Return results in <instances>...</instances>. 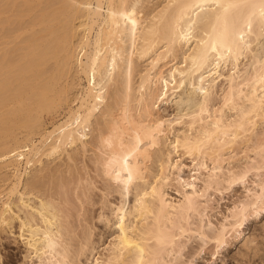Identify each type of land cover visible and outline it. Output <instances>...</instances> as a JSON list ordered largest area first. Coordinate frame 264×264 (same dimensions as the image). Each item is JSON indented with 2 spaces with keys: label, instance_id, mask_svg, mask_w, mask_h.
<instances>
[{
  "label": "bare ground",
  "instance_id": "bare-ground-1",
  "mask_svg": "<svg viewBox=\"0 0 264 264\" xmlns=\"http://www.w3.org/2000/svg\"><path fill=\"white\" fill-rule=\"evenodd\" d=\"M154 1L0 0V242H22L20 264H73L86 254L93 226L74 248L75 200L85 216L95 211L98 176L107 201L95 217L109 226L120 215L122 203L113 209L108 198L123 193L110 180L111 156H121L129 138L138 148L153 144L143 167L150 172L156 161L158 171L137 184L117 178L136 185L129 223L93 264H195L208 244L215 256L245 237L246 222L264 212V129L256 133L264 121V0ZM134 54L149 65L142 69ZM168 107L160 123L173 136L164 149L143 114ZM178 153L207 170L200 191L199 174L185 178ZM252 153V162L223 171ZM63 155L67 162L57 163ZM173 180L178 201L166 191ZM238 185L247 200L211 229V191ZM195 236L203 240L181 261Z\"/></svg>",
  "mask_w": 264,
  "mask_h": 264
},
{
  "label": "rangeland",
  "instance_id": "rangeland-1",
  "mask_svg": "<svg viewBox=\"0 0 264 264\" xmlns=\"http://www.w3.org/2000/svg\"><path fill=\"white\" fill-rule=\"evenodd\" d=\"M152 1H154V0H152ZM134 56H135V54L133 55V59L134 58L137 59ZM137 60H135V61H137ZM137 62L140 66H143L142 69H145L149 65V62L147 63V61H145L146 63L145 62L141 63V61H139V60ZM243 62H246V60H244ZM145 64H147V65H145ZM160 68H162L164 70L163 66ZM241 68H243V65H241ZM225 70L226 71L228 70V66L225 68ZM136 82L139 83V79L137 81H135V84L138 85V83H136ZM84 85H85V83H84ZM136 95H138V93H136L135 96ZM137 97H140V96H136V98ZM215 97L218 99L220 97V95H217ZM132 109L134 111L135 119L137 120L140 116V114H139L140 108H139L138 103H136V104L134 103L132 105ZM166 110H168V111L166 112ZM166 110L163 111L161 109L160 112L156 110L154 112V114L152 116H149L148 118L146 115L143 114V117L145 118V119L143 118L144 119L143 121H146V122L151 123V124H155V126L158 128L159 133H160L159 141L161 142V146L163 145L164 149L171 148V145H169V143H170V139H172V136H173L171 134L172 136H170L171 137L170 138L168 136L167 126L160 123V118L162 116L167 115V114L172 112L171 111L172 109H170V107H168ZM156 115L158 118L155 117ZM263 129H264V121L261 123V126H259L256 133L260 134L261 133L260 131H262ZM258 131H259V133H258ZM165 135H166V137H165ZM164 137H165V139H164ZM125 140H126L125 143L128 146L127 147L124 146L125 150L123 149L121 156H117V155L111 156L112 161L115 162L113 165L116 167L111 169L112 174L110 176L111 177L110 180L113 181V183H115V185H118V186L123 188V190H122L123 193H114L113 195L108 197L115 204V207H113V209H115L117 207V205L122 203V211H121V213H119L120 215L117 216L118 218L117 217L111 218L113 220L111 221V224L109 226H106L104 221H98V219L95 217L97 215V213H99V211H100L99 209L101 207V203L107 201L104 199L103 192L100 190V188L103 186V184L105 182L97 175L98 179H96V180L97 181L99 180L98 183L96 184L97 189L95 187L94 190H92L91 194H90L92 200L95 202V205H97V206L93 205L94 206L93 209L89 208V209H92L93 211L94 210L95 211L92 212L90 210V212H92V213H90V215L88 214L85 216L86 210L84 211L83 209L86 205H84L82 208V204L80 202H78L77 200H75V208L76 209L74 211V218H73L74 223H73V225L75 227L76 234L74 236H72L74 248H78L79 242L76 240H79V237H81V235H82L81 233L86 231V229H88L87 228L88 225L93 226V228L91 227V229H92V233L93 232L94 233L92 236V243H91V245L88 246L86 254L81 256L73 264H93L94 259L97 258L98 255L105 253L104 248L107 246L108 242H110L113 239V237L118 233L120 225L126 224L127 222L129 223V221H128L129 218H128L127 213L129 212L130 207L132 205L131 201H132V198L134 197L136 185L132 184L129 186V184L123 183L121 180H119L117 178L122 177V176H126V175L127 176L131 175L133 177V179L135 180V183L137 184L140 177H142V176L149 177L151 174L154 175V173H157V171H158V165L159 164L156 161L155 162L152 161L153 165H152L150 172L145 170L143 167V165H144L143 162H146L147 160H149L150 157L153 156V144L146 142V141L145 142L142 141L140 143L141 148L140 147L138 148L137 146H135L136 144L134 143V142H136L135 138H129V139H125ZM91 152L92 151L87 152L85 154L86 156L84 155V157H83V163H85V165H87L88 167L90 164L92 165V163H90V159H91V157H93ZM134 153H136V155ZM231 153L230 152L227 153V156H229V154H231ZM178 156H179V153L176 154V156H174V158L177 160L180 157L181 162L184 163V165H186L184 167L185 173H183L184 176L186 175L185 178H187L188 175H193L196 173L199 174L200 178L198 181H196L197 182L196 186L198 187L197 190L200 191L201 187L203 186L202 183L207 179V176H208L207 170L205 168H204V170H203V168H201V170L198 168L196 169L197 166L195 165V161L190 159V157H188V156H187L188 159L182 155L179 157ZM65 157H67V156L63 155L62 158L60 159L61 161L56 160L57 163L67 162L66 161L67 158H65ZM182 157H183L184 161L181 159ZM252 158H255L254 153H252L251 158H249V159L243 157L242 159L237 158V160H235V161L232 160V162L231 161L227 162V163H225V166H223V171L225 169H227L224 171L225 173H227L230 169L239 170L241 167L244 166V164L246 165L248 162L249 163H250V161L252 162ZM241 161H242V163H241ZM208 164H209V168L210 167L212 168V164H210V163H208ZM79 165H81V164H79ZM126 165H128L130 168H128ZM88 169H90V168H88ZM90 174L93 177L96 176V174L93 171H91ZM171 175L173 176V174H171ZM205 175H207V176H205ZM248 179H251V181L257 180L254 176H252V174L249 175ZM173 181H172V184L170 183V185L166 187V191H167V194L169 193L168 198H170L171 200H174V201H176V200L178 201L180 199V195L178 194L179 192L176 191L178 184L176 183L177 184L176 185L175 184L176 181L175 180H173ZM251 181L248 182L249 184H251V186L248 185V183L245 184V186H247V187L249 186L248 188H253L254 185H252ZM147 184H148V181L143 185H147ZM128 186H129V188H128ZM179 186H180V184H179ZM242 187L243 186L240 187L238 185V186L234 187V189L232 188L231 190L224 192V195H222L220 193H215L213 190L211 191L212 196H211L210 200L211 199L212 200L211 201L209 200V202H211L210 203L211 208L209 211L212 212V213L209 212L211 223H209V221L207 220V222H208L207 225L210 226L211 229H216L218 226H220L221 222L225 221L226 217H230L232 208L235 207L234 205H237L242 200H247V198L245 197L247 195L246 194L247 190L244 187H243L244 188L243 189ZM221 197H222V199H221ZM202 200L205 201L204 199H202ZM96 202H99V204H97ZM87 206H89V205H87ZM110 207L112 208V206H110ZM106 211L108 212V215L111 216L112 212L110 211V209H107ZM211 214H213V215H211ZM87 216L90 218V222H88L89 220L86 221ZM90 216H92V217H90ZM124 217H125V219H124ZM211 224H212V226H211ZM81 227H82V229H81ZM244 227H245L244 229L246 232V233H244L245 237H243V238H234V237L231 238L228 241V243L224 245L225 248L220 250V253L216 254L215 256H213V252L215 251L214 244L213 243L208 244L205 247L206 251L204 253H202L200 258L195 261V264H250V263L251 264H264V212H262L261 214L256 213L253 218H250V220L246 222ZM7 236H8V234H7ZM10 237H12V236H10ZM198 237L199 236H195L194 238H192L190 240V242L188 243L187 248L185 249L183 254L181 256H179V259L181 261H186L188 259L189 255H191L196 250V248L199 246V243H200V241L203 240V238L199 237V239H198ZM1 242H0V257H1L0 258V264H20V263L24 262L23 257L25 255V253H24L25 247L22 244V242L20 243L18 241H15V239L13 237L9 238V239L8 238L6 239V237H5ZM102 252H104V253H102ZM24 264H31V263H30V261L25 260Z\"/></svg>",
  "mask_w": 264,
  "mask_h": 264
}]
</instances>
